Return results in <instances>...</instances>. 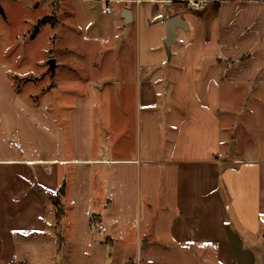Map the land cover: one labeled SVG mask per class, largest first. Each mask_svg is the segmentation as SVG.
Here are the masks:
<instances>
[{"label": "crops", "instance_id": "0c3cea01", "mask_svg": "<svg viewBox=\"0 0 264 264\" xmlns=\"http://www.w3.org/2000/svg\"><path fill=\"white\" fill-rule=\"evenodd\" d=\"M108 4L62 19L47 81L0 61V264H264V158L230 154L264 0Z\"/></svg>", "mask_w": 264, "mask_h": 264}, {"label": "rangeland", "instance_id": "374dc122", "mask_svg": "<svg viewBox=\"0 0 264 264\" xmlns=\"http://www.w3.org/2000/svg\"><path fill=\"white\" fill-rule=\"evenodd\" d=\"M102 1L0 0L2 9L0 12V61L6 64L9 69L24 75L19 78L15 77L13 83L19 86L23 82L32 80L47 81L49 68L45 59L53 58L54 62H57L54 57L59 51L58 44L61 36L59 24L62 19L69 16L71 9L79 8L81 11L79 12L78 9L77 17L75 16L74 20H78L84 26H88L90 22L104 25L109 20L108 15L103 12ZM44 16L47 18V22L34 31L36 22ZM41 55L43 56L41 57ZM33 58L35 60L40 58L39 68L33 67ZM36 71L37 73H35ZM243 101L245 108L242 118L248 131L241 134L236 129L233 132L236 142L234 146H231L230 154L239 156L257 153L259 157L264 158V97L257 102H251L249 99ZM232 105L237 108L240 106V100L236 99L235 95ZM230 139L231 137L228 140ZM248 142L250 143L248 144Z\"/></svg>", "mask_w": 264, "mask_h": 264}, {"label": "built area", "instance_id": "2783aa9c", "mask_svg": "<svg viewBox=\"0 0 264 264\" xmlns=\"http://www.w3.org/2000/svg\"><path fill=\"white\" fill-rule=\"evenodd\" d=\"M136 1H141V0H136ZM110 2H111V0H108L107 4H105V6H104V11L106 13H111V7L108 4ZM185 2H186V5L188 8L193 9L195 11L200 10L202 8V5H203V0H185ZM88 220H89V223L91 226H93L97 229L102 228V223L96 215H90Z\"/></svg>", "mask_w": 264, "mask_h": 264}, {"label": "trees", "instance_id": "16d2710c", "mask_svg": "<svg viewBox=\"0 0 264 264\" xmlns=\"http://www.w3.org/2000/svg\"><path fill=\"white\" fill-rule=\"evenodd\" d=\"M0 12H2L1 6H0ZM45 22H47V18L45 16L44 17H41L36 22L34 31H37L38 28H39V26H41ZM52 201H53V204L55 205V208H56V225H58L59 222H60V218L62 216V207H61V204H60L57 196H52ZM58 248H59V245H58Z\"/></svg>", "mask_w": 264, "mask_h": 264}, {"label": "water", "instance_id": "95a60500", "mask_svg": "<svg viewBox=\"0 0 264 264\" xmlns=\"http://www.w3.org/2000/svg\"><path fill=\"white\" fill-rule=\"evenodd\" d=\"M172 22V20H170V22H169V25L168 26H170V23ZM168 33L169 34H171V30H170V27H169V29H168Z\"/></svg>", "mask_w": 264, "mask_h": 264}]
</instances>
